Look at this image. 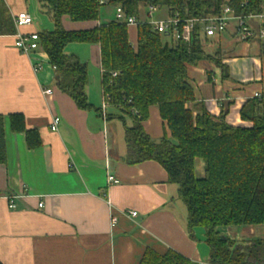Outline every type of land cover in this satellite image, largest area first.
Listing matches in <instances>:
<instances>
[{
  "label": "crops",
  "instance_id": "0c3cea01",
  "mask_svg": "<svg viewBox=\"0 0 264 264\" xmlns=\"http://www.w3.org/2000/svg\"><path fill=\"white\" fill-rule=\"evenodd\" d=\"M4 1L11 15L29 13V0ZM106 22L101 18L77 24L65 18L63 24L80 30ZM234 25L221 36L203 39L208 53L221 50L230 78L223 80L216 67L203 62L190 67L189 79L197 100L211 115L224 114L235 127L249 126L240 115L244 104L261 100L264 111V41H242L234 34ZM249 25L257 30L261 22L250 20ZM25 31L41 32L34 22ZM14 44L12 35L0 36V115L5 119L7 158L0 164V264H141L147 250L158 255L173 251L192 264H211L206 235L200 229L194 232L196 239L190 235L187 208L163 166L124 161L125 124L132 126V119L109 104L103 116L100 46L88 45L90 58L85 61L95 72L89 69L86 94L93 107L100 108L98 112L79 110L57 88L42 48L29 57ZM132 45L135 48L137 43ZM71 47L66 53L76 55L72 52L77 48ZM35 58L42 62L39 74L33 71ZM47 89L51 95L44 94ZM12 114H22L25 128L38 131L40 147L30 148L25 133L12 132ZM55 116L60 123L52 132ZM144 129L155 142L170 138L157 106L151 107ZM200 168L203 175V163ZM109 175L120 183L110 185ZM7 199L15 201L16 209H10ZM130 211L138 216L132 217ZM219 230L236 241L264 238L263 225Z\"/></svg>",
  "mask_w": 264,
  "mask_h": 264
},
{
  "label": "trees",
  "instance_id": "16d2710c",
  "mask_svg": "<svg viewBox=\"0 0 264 264\" xmlns=\"http://www.w3.org/2000/svg\"><path fill=\"white\" fill-rule=\"evenodd\" d=\"M54 29L39 32L43 51L54 70L57 88L74 101L81 111L95 110L86 87L88 65L76 55L66 53L73 44L99 45L103 68V92L109 106L132 119L125 124L127 164L158 162L166 170L168 182L178 186L179 199L187 208L188 230H203L210 249L211 264H264V238L236 241L221 234L220 228L264 226V111L261 100L246 102L241 119L249 126H232L224 114L211 115L196 98L189 79L190 67L200 61L212 63L222 79H229V67L218 50L214 55L203 48L200 26L190 43L165 42V37L142 19V8L164 9L171 17L206 20L220 17L229 7L234 16L264 13V0H38ZM122 7L137 18V46L131 43L129 26L114 19L94 28L69 30L72 23H94L102 18V8ZM16 33L13 16L0 0V36ZM116 74V76H113ZM157 106L167 123L170 138L154 141L144 122L151 107ZM120 119L125 122L122 116ZM12 132H23L30 148L40 147L39 133L25 128L22 114L10 116ZM5 119L0 115V164L6 162ZM204 164L203 175L197 163ZM141 264H192L176 252L158 255L147 250Z\"/></svg>",
  "mask_w": 264,
  "mask_h": 264
},
{
  "label": "built area",
  "instance_id": "2783aa9c",
  "mask_svg": "<svg viewBox=\"0 0 264 264\" xmlns=\"http://www.w3.org/2000/svg\"><path fill=\"white\" fill-rule=\"evenodd\" d=\"M100 4H107V0H100ZM115 20L118 22H126L128 26H136L137 27V18L133 16H129L126 11L118 6L115 7ZM147 14L146 19L148 23L152 24L153 30L165 37V39L173 42V41H184L190 43L192 40V33L196 26H200L202 30V34L208 37L221 36L225 31L230 29L232 24L234 23V34L238 36L242 41L249 42L251 39L259 38L264 41V13L259 15H250L248 17L234 16L232 10L229 7H225L223 9L222 15L220 17H209L206 20H199L196 18L187 19L185 21H181L180 18L171 17L167 14L164 19H154L155 14L161 12L157 7L150 6L146 8ZM13 16V22L16 29V33L12 35L14 38V46L17 51L21 55L32 56L38 52L39 49L42 48L39 33H28L24 32L23 29L26 27H31L33 25V18L31 14L26 11H22L21 13H17ZM250 20H258L261 22V25L257 30L250 27ZM32 67L35 74H39V70L42 68V62L37 60V58L32 59ZM116 76V74H113ZM44 94L51 95L52 90H45ZM256 98H261L260 94L255 95ZM108 105V101L105 99V103L103 105L102 111L103 116H106V107ZM60 123V117L55 116L51 123V131L55 132L58 130V125ZM107 182L110 185L119 184V180L112 175H109L107 178ZM9 200L10 209H16V204L13 199ZM108 205L112 207V203L108 201ZM43 205H40L42 208ZM132 217H137V211H130L129 213ZM117 217L112 218V224H116Z\"/></svg>",
  "mask_w": 264,
  "mask_h": 264
},
{
  "label": "rangeland",
  "instance_id": "374dc122",
  "mask_svg": "<svg viewBox=\"0 0 264 264\" xmlns=\"http://www.w3.org/2000/svg\"><path fill=\"white\" fill-rule=\"evenodd\" d=\"M101 11H102V19L104 21H108V20L114 19L116 11H115V9L113 7H111V6L103 7ZM147 11L148 10L146 8H142V12H143L142 15L144 16V18H145L146 14H147ZM28 12H29V14H31V16L33 18L34 27L38 28L39 31H47V30L51 31V29L54 28L53 25H52L53 22H52L51 17L48 14L44 13V11L40 7V3H39L38 0H29ZM165 15H167V11L164 9L163 11L158 12L157 14H155L154 19H156V18H160V19L162 18L163 19V18H165ZM23 31L27 32V31H25V28L23 29ZM129 35H130L132 43L136 44L137 43V32H136V27L135 26H130L129 27ZM166 41H168V40L165 39V42ZM169 43L173 45V42L169 41ZM88 47L89 46L87 44H81V43L80 44H73L71 48L72 49L73 48L74 49L77 48V49H76V51H74L72 53H75L76 55H78L79 58L82 60V62L83 61L85 62V61H87L90 58L89 54L87 53L88 50H89ZM79 50H82L83 52H85L86 55L82 51H79ZM215 53H216V51L213 52V55ZM203 62L215 67L214 64H212L210 62L208 63L207 61H200L198 63V65H200V63H203ZM89 69H90V71L93 74H95V72L92 71L94 69H92L90 66H89ZM100 106L101 107L103 106V101L100 104ZM201 163H202V161H200V160L197 163L198 164L197 165V168H198L197 169V174H198V176H200V174H201V168H200ZM237 241H243V240H237Z\"/></svg>",
  "mask_w": 264,
  "mask_h": 264
}]
</instances>
